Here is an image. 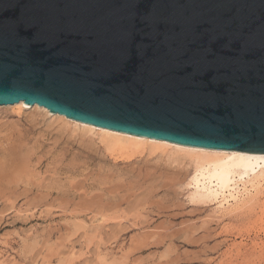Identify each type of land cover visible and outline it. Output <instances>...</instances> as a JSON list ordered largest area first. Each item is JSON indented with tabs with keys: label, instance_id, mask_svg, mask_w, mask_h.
Instances as JSON below:
<instances>
[{
	"label": "water",
	"instance_id": "1",
	"mask_svg": "<svg viewBox=\"0 0 264 264\" xmlns=\"http://www.w3.org/2000/svg\"><path fill=\"white\" fill-rule=\"evenodd\" d=\"M264 153V0H0V105Z\"/></svg>",
	"mask_w": 264,
	"mask_h": 264
},
{
	"label": "rangeland",
	"instance_id": "2",
	"mask_svg": "<svg viewBox=\"0 0 264 264\" xmlns=\"http://www.w3.org/2000/svg\"><path fill=\"white\" fill-rule=\"evenodd\" d=\"M34 109L0 107V187L13 151L33 152L36 180L18 202L0 197V264H264V180L224 207L195 197L188 156L110 150L98 134Z\"/></svg>",
	"mask_w": 264,
	"mask_h": 264
},
{
	"label": "bare ground",
	"instance_id": "3",
	"mask_svg": "<svg viewBox=\"0 0 264 264\" xmlns=\"http://www.w3.org/2000/svg\"><path fill=\"white\" fill-rule=\"evenodd\" d=\"M24 102L25 101H20V102L14 103V104L0 105V107H13L14 109L23 110V108L26 106L28 108L31 107V109L35 108L36 110H39V111L44 110V111H46L47 114H51L54 118H57V120H60L61 122H63L66 125L71 126L72 124H74V126L76 128H79V129H82V130H85V131H88V132H91L94 134H98L100 136L101 140L105 143V145L108 148H110V150L111 149H120V151L127 150V151H133V153H134L135 151L136 152L142 151L145 148V146L148 145L154 151L157 148H161V149H167L174 154H180V155L182 154V155L188 156L190 158V160H189L190 163H192L194 165L193 168H195L194 175H193V177H191L192 182L196 186L195 197L196 196H198V197H213L216 200H219L221 206H224V207L226 206V204L233 205V204L239 202V199H241V195H245L246 193H248V195L251 194L252 189H250V187L253 188V190L254 189L259 190L258 187L262 184V181L264 180V153H248V152H240V151L215 150V149L191 147V146H185V145L172 143L169 141L136 136V135H132L129 133L118 132V131L98 127V126H95L92 124L83 123V122H80L77 120H72L70 118H67L66 115H62L59 113H51L50 110L48 108H46L45 106H41L39 104H34V105L28 106ZM30 116H31V120H34L35 113H31ZM7 138H5V139L7 140ZM91 146H93V145H91ZM37 150H35V151H37ZM116 151H118V150H116ZM32 153L33 152H31L30 150H28L26 152L25 151H23V152L13 151V152H11L12 156H9V155L4 156V162L2 165L3 173L1 174V177L3 178V179H1L2 180L1 184H3V185H2V187H0V195H1L0 197L5 202H9V201H15L16 202L20 198V195L22 194L21 190L23 189V191H24V188L27 189L24 186V184H26V186H28V184L30 183L29 180H32L33 177L35 176L34 169H32V167L34 166V163H33L34 160H33V154ZM35 153H34V155H35ZM128 153L130 154V152H128ZM1 154H2V152H1ZM130 155H132V153ZM1 163H2V161H1ZM40 165H41V163H40ZM39 177H40V175H39ZM35 182H36V180H35ZM35 182L32 180V182L30 184L33 185ZM90 183H91V181H90ZM240 183H242L244 185V187H243L244 191H242L240 189V186H239ZM75 184H77V183H75ZM169 184H171V183H169ZM248 184L250 185V187L247 186ZM84 185H82V186H84ZM80 186H81V184H80ZM39 187H41V186H39ZM97 187H98V184H97ZM102 187H103V185H102ZM28 190H30V189H28ZM54 191H52V192H54ZM32 192H34V191L32 190ZM152 192H153V190H152ZM244 192H245V194H244ZM93 193H94V191H93ZM27 194H29V193H27ZM50 194H51V192H47L46 195H44V194L42 195L41 199L39 197H37V198L31 200V204L44 200ZM84 195H85V192H84ZM148 197H149V195H148ZM84 198H82V199H84ZM93 198L91 200H94ZM96 198H97V196H96ZM98 199H99V197H98ZM209 199H211V198H209ZM231 200H233L234 202H231ZM24 204H26V203H24ZM55 204H56V202H55ZM129 206H130V203H129ZM98 207H100V206H98ZM94 208H95V206H94ZM130 209H132V208H130ZM124 211H125V208H124Z\"/></svg>",
	"mask_w": 264,
	"mask_h": 264
}]
</instances>
